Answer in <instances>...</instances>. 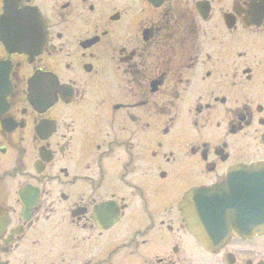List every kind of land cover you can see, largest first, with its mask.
I'll return each instance as SVG.
<instances>
[{"label": "flooded vegetation", "instance_id": "flooded-vegetation-1", "mask_svg": "<svg viewBox=\"0 0 264 264\" xmlns=\"http://www.w3.org/2000/svg\"><path fill=\"white\" fill-rule=\"evenodd\" d=\"M239 165L264 168V0H0V264H264V233L180 217Z\"/></svg>", "mask_w": 264, "mask_h": 264}, {"label": "water", "instance_id": "water-1", "mask_svg": "<svg viewBox=\"0 0 264 264\" xmlns=\"http://www.w3.org/2000/svg\"><path fill=\"white\" fill-rule=\"evenodd\" d=\"M264 167V166H262ZM257 171V175L254 174ZM257 182L252 186L251 182ZM264 168L239 165L223 183L192 189L179 204L180 215L203 245H222L229 237L264 232ZM252 202L253 215H245Z\"/></svg>", "mask_w": 264, "mask_h": 264}]
</instances>
